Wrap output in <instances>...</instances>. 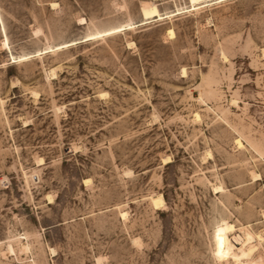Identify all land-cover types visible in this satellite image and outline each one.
<instances>
[{"label": "rangeland", "instance_id": "1", "mask_svg": "<svg viewBox=\"0 0 264 264\" xmlns=\"http://www.w3.org/2000/svg\"><path fill=\"white\" fill-rule=\"evenodd\" d=\"M263 51L264 0H0V264H264Z\"/></svg>", "mask_w": 264, "mask_h": 264}, {"label": "bare ground", "instance_id": "2", "mask_svg": "<svg viewBox=\"0 0 264 264\" xmlns=\"http://www.w3.org/2000/svg\"><path fill=\"white\" fill-rule=\"evenodd\" d=\"M52 6H54V4H52ZM55 8V7H53ZM80 23H84V19H81L80 20ZM168 37L169 39H173L174 35H173V32L172 31H169L168 32ZM131 45V44H130ZM133 45V44H132ZM134 46V45H133ZM264 52V51H263ZM264 54V53H263ZM183 76H184V72L182 71L181 73ZM55 76V73L54 71H51L50 74H49V77H52L54 78ZM195 118H198L197 115L195 114ZM235 144L238 148H241V142L239 140H236L235 141ZM42 160H39V163H41ZM42 164V163H41ZM40 164V165H41ZM258 175L256 174H252V178L253 180H258ZM215 190H218V188H214ZM221 189V188H220ZM220 191V190H219ZM222 191V190H221ZM50 200V198H49ZM150 201H151V204L153 206L154 209H159L161 207L164 206V201H163V197L161 194H159L158 196H154V197H151L150 198ZM50 202V201H49ZM125 213L121 214L122 218L125 217ZM262 218L264 219V213L262 214ZM250 229V228H249ZM234 230V226H231V225H226L225 227V232H226V235L225 236H220V237H217L215 239V248H216V252L218 253L219 257L220 258H226L228 256V253L229 251H231V249L234 248V246L230 243L229 239H228V234L233 232ZM244 235H245V242L247 245H245L244 247L240 248L239 249V253H240V259L243 258L245 260H252L251 261V264H256V262H253V259H252V254L253 252L255 251L256 249V245H250V242L254 239L253 238V234H251L248 229H245L244 230ZM258 240H260V236L257 237ZM10 248V247H9ZM8 248V249H9ZM9 251V250H8ZM235 258V261L240 263L239 260L240 259H237V257H233ZM249 261V262H250ZM247 262V261H246Z\"/></svg>", "mask_w": 264, "mask_h": 264}]
</instances>
